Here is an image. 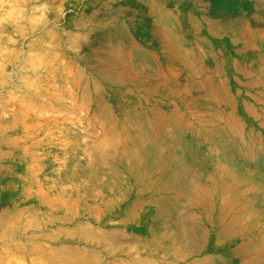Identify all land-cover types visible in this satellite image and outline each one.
Wrapping results in <instances>:
<instances>
[{"label":"rangeland","instance_id":"1","mask_svg":"<svg viewBox=\"0 0 264 264\" xmlns=\"http://www.w3.org/2000/svg\"><path fill=\"white\" fill-rule=\"evenodd\" d=\"M0 264H264V0H0Z\"/></svg>","mask_w":264,"mask_h":264}]
</instances>
